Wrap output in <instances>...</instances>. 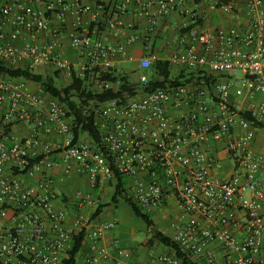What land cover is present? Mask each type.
Returning <instances> with one entry per match:
<instances>
[{
  "label": "built area",
  "instance_id": "obj_1",
  "mask_svg": "<svg viewBox=\"0 0 264 264\" xmlns=\"http://www.w3.org/2000/svg\"><path fill=\"white\" fill-rule=\"evenodd\" d=\"M92 1L0 0V63L43 77L137 72L139 86H147L148 72L161 61L183 70L184 82L96 107L104 154L81 139L74 142L67 110L42 88L0 72V264H64L82 231L88 242L83 264L110 259L99 242L117 220L92 226L79 216L66 226L68 214L58 207L48 174L55 152L62 178L78 169L92 186L114 171L132 179L130 197L144 212L167 197L177 199L187 220L173 241L194 263L264 264V152L253 149L257 128L264 127V0ZM134 5L147 23V41L160 21L180 17L169 56L129 54L142 38L126 20ZM111 36L123 40L113 43ZM67 50L77 52L75 60ZM123 63L133 67L120 69ZM235 90L241 103L230 100ZM212 144L232 162L230 177L218 176L223 165L209 153ZM139 174L145 178L137 180ZM180 263L163 255L146 264Z\"/></svg>",
  "mask_w": 264,
  "mask_h": 264
},
{
  "label": "crops",
  "instance_id": "obj_2",
  "mask_svg": "<svg viewBox=\"0 0 264 264\" xmlns=\"http://www.w3.org/2000/svg\"><path fill=\"white\" fill-rule=\"evenodd\" d=\"M90 2V0H85ZM107 4L110 0H101ZM116 0H113V2ZM91 4L94 2L91 0ZM137 6L134 5L132 12L126 17V20L132 21L136 25V29L142 38L135 42L128 50L129 54L135 59H140L143 56L155 55L158 58L169 56L176 46V31L174 25L180 21L177 14L170 18L160 21L157 29V34L151 41H147L146 29L147 23L144 19L137 16ZM68 18L67 29L70 30V21ZM213 25L220 23L217 16L212 18ZM54 21L49 24L50 28H54ZM113 43H118L123 39L119 37H110ZM67 57L75 60L77 52L67 50ZM121 68L133 67L131 64L123 63ZM119 66V67H120ZM174 69V68H173ZM171 69L173 77L184 76L183 70ZM68 78V75L63 74ZM183 80V79H182ZM230 100L232 102L241 103V93L233 91ZM17 131H21L18 128ZM22 131H25L23 127ZM41 138L54 145L58 143V139L54 136L43 135ZM82 141L87 143L90 139L87 136L81 137ZM255 153L264 152V127L257 128L256 138L253 143ZM210 154H217L221 158L223 170L219 173V177L228 178L232 175L233 165L226 153L220 148V145L212 144L209 148ZM52 161L56 165L48 171V174L55 181V189L57 190L60 202L58 207L67 212L66 226L72 227L73 223L79 216L84 217L89 225H96L107 221L117 220V225L106 231L100 240V245L105 247L110 254V259L102 264H146L150 263L160 256H176L175 251L164 246L158 239L154 237V233H162L164 236L173 239V236L178 228H180L187 220V215L180 206L177 199L166 198L164 203L159 207L154 208L148 212L151 225H147L143 220L137 217L132 211L131 207L123 200L116 203L112 201L116 193L118 182L113 176L110 180L98 178L95 186H92L87 174L82 173L78 169L74 170L69 176L62 178L61 154L55 152L51 156ZM126 177V176H125ZM38 175H35V179ZM142 174L137 176L138 179H144ZM125 189L127 195L130 197V189L132 186V179L125 178ZM89 198L80 207L82 199ZM88 242L86 241V247ZM217 251V249H215ZM88 251L85 249L79 256V264H83ZM180 264H183L182 262ZM196 264H206L205 262H198Z\"/></svg>",
  "mask_w": 264,
  "mask_h": 264
},
{
  "label": "trees",
  "instance_id": "obj_3",
  "mask_svg": "<svg viewBox=\"0 0 264 264\" xmlns=\"http://www.w3.org/2000/svg\"><path fill=\"white\" fill-rule=\"evenodd\" d=\"M0 72L10 76L24 78L30 84L42 88L50 99L58 101L67 110V115L71 120V127L74 133V142H78L83 135L87 136L90 139L89 143L91 147L104 154H107V151L101 143L100 133L94 119V109L96 107L114 99L125 101L128 98L136 97L140 93L164 87L165 84L177 85L184 82L182 81L184 78L183 75L176 78L172 77V70L169 64L161 61L154 63L148 72L149 84L147 86H139V83H133L128 75L119 74L115 70L102 73L98 76L94 75L93 79L92 75L90 76L89 74L84 78H78L76 73L72 71L69 78L70 82L65 86L58 84L59 72H54L43 77L27 69L13 70L7 68L2 63H0ZM103 84H109L111 87L100 88L99 86ZM4 131L9 133L10 129L4 128ZM114 176L118 182V186L112 201L115 203L119 200L125 201L131 207L134 214L150 226L151 220L148 214L127 195V191L124 188L126 177L117 171H114ZM85 236V231H82L73 238L71 247L63 261L64 264H79L80 254L85 249L88 251ZM154 237L164 246L175 251L176 257L183 264H196L181 253L173 239L159 232L154 233Z\"/></svg>",
  "mask_w": 264,
  "mask_h": 264
},
{
  "label": "rangeland",
  "instance_id": "obj_4",
  "mask_svg": "<svg viewBox=\"0 0 264 264\" xmlns=\"http://www.w3.org/2000/svg\"><path fill=\"white\" fill-rule=\"evenodd\" d=\"M127 75L130 77V79L132 80L133 83L137 84V81H138V73L137 72H131V73L129 72ZM69 82H70V79L67 77H64L63 75L60 76L58 79V84L60 86H65ZM85 142H86V140H85Z\"/></svg>",
  "mask_w": 264,
  "mask_h": 264
}]
</instances>
